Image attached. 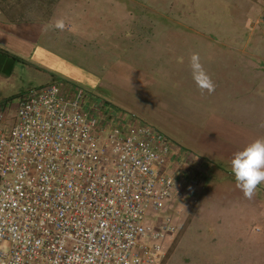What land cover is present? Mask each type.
<instances>
[{
    "label": "rangeland",
    "instance_id": "obj_1",
    "mask_svg": "<svg viewBox=\"0 0 264 264\" xmlns=\"http://www.w3.org/2000/svg\"><path fill=\"white\" fill-rule=\"evenodd\" d=\"M1 1L44 5L49 11L38 17L54 19V43L31 46V57L15 60L0 82L8 120L20 96L52 82L132 109L119 111L209 164L197 194L176 210L178 232L161 264H264V199L245 198L230 166L234 153L264 137V0ZM192 53L212 77V93L193 81ZM8 59L0 51L3 79ZM255 196L264 197V184ZM244 228L255 233L249 246Z\"/></svg>",
    "mask_w": 264,
    "mask_h": 264
},
{
    "label": "built area",
    "instance_id": "obj_2",
    "mask_svg": "<svg viewBox=\"0 0 264 264\" xmlns=\"http://www.w3.org/2000/svg\"><path fill=\"white\" fill-rule=\"evenodd\" d=\"M8 118L0 107V264L162 263L205 159L54 82Z\"/></svg>",
    "mask_w": 264,
    "mask_h": 264
},
{
    "label": "crops",
    "instance_id": "obj_3",
    "mask_svg": "<svg viewBox=\"0 0 264 264\" xmlns=\"http://www.w3.org/2000/svg\"><path fill=\"white\" fill-rule=\"evenodd\" d=\"M39 11L47 13L49 10L44 5L38 4H35L34 6L28 5L25 7L20 6V4L7 6L6 1L0 2V51L6 53L8 56H12V59L8 60H13L10 61L12 63L9 65V68H6V71L4 72V79L2 77L4 70L0 68V71L2 72L0 73V82H7V80L13 75V65L15 60L19 61L25 59L24 57H31L29 56V48L31 46L42 44L45 45L43 48H46V45L54 43L51 27V25L54 23L53 15L51 14L48 17L45 13H42L39 18L36 14ZM43 16H45V18ZM39 68L40 67H37V69ZM5 85L6 84H1L0 86ZM13 97L15 96L12 95L7 100L9 101ZM114 106L119 108L117 105ZM11 108L12 107H10V109ZM117 110H129L134 112L128 107H122V109L119 108ZM253 199H257V201H263L261 199H264V197L254 196ZM248 200L250 201V199ZM260 216L261 215H257V218ZM243 230V233H246V236L249 235L250 232L254 233L252 228L251 230H248V228H244ZM250 242H252V239L249 235L248 240H245L243 245L249 246ZM259 258H261V252L259 253Z\"/></svg>",
    "mask_w": 264,
    "mask_h": 264
},
{
    "label": "clouds",
    "instance_id": "obj_4",
    "mask_svg": "<svg viewBox=\"0 0 264 264\" xmlns=\"http://www.w3.org/2000/svg\"><path fill=\"white\" fill-rule=\"evenodd\" d=\"M56 26L62 28L63 24L57 22ZM189 70L201 92L212 93L215 90V83L204 68L199 53L191 54ZM230 166L237 188L245 198L252 199L257 188L264 184V137L253 140L242 150L234 153Z\"/></svg>",
    "mask_w": 264,
    "mask_h": 264
},
{
    "label": "trees",
    "instance_id": "obj_5",
    "mask_svg": "<svg viewBox=\"0 0 264 264\" xmlns=\"http://www.w3.org/2000/svg\"><path fill=\"white\" fill-rule=\"evenodd\" d=\"M20 97H22V96H20Z\"/></svg>",
    "mask_w": 264,
    "mask_h": 264
}]
</instances>
